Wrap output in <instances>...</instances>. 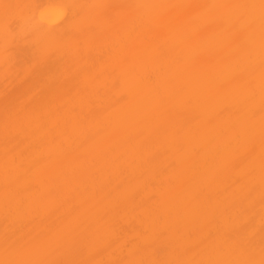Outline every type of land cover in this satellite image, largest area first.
<instances>
[{"label": "bare ground", "instance_id": "bare-ground-1", "mask_svg": "<svg viewBox=\"0 0 264 264\" xmlns=\"http://www.w3.org/2000/svg\"><path fill=\"white\" fill-rule=\"evenodd\" d=\"M259 5L0 0V262L259 261Z\"/></svg>", "mask_w": 264, "mask_h": 264}, {"label": "snow or ice", "instance_id": "snow-or-ice-1", "mask_svg": "<svg viewBox=\"0 0 264 264\" xmlns=\"http://www.w3.org/2000/svg\"><path fill=\"white\" fill-rule=\"evenodd\" d=\"M240 7H255L253 6H240ZM260 21H261V42H262V52H264V0H260ZM43 18V17H42ZM0 264H41V262L32 261H4ZM225 264H264V248L261 250V259L256 261L254 259H248L244 261H229Z\"/></svg>", "mask_w": 264, "mask_h": 264}]
</instances>
